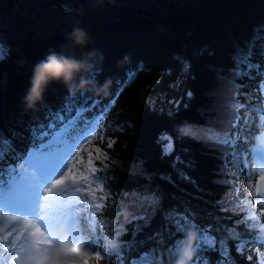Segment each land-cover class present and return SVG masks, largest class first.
I'll return each instance as SVG.
<instances>
[{
    "label": "trees",
    "instance_id": "1",
    "mask_svg": "<svg viewBox=\"0 0 264 264\" xmlns=\"http://www.w3.org/2000/svg\"><path fill=\"white\" fill-rule=\"evenodd\" d=\"M21 1L0 0V23ZM51 1H84V8L59 32L7 48L0 58V188L4 191L18 176L30 152L65 145L90 131L95 148L86 163L103 207L89 209L93 233L84 237L86 251L75 250L74 256L88 264H136L142 259L144 264H174L177 242L187 234L178 228L175 215L165 218L175 212L217 242L212 247L195 242L200 247L191 264H264V226L254 216L256 202L240 205L234 199L237 186L225 162L233 148L217 138L206 143L180 133L187 124L211 127L220 135L233 132L242 95L264 113V0ZM74 29L84 34L83 43L71 38ZM51 53L87 62L90 68L74 79L89 83L71 93L62 81L53 80L42 102L28 108L24 97L35 66ZM218 95H224L227 108L233 104L225 117ZM69 97L73 109L62 121L46 126L44 135L33 131L38 123L48 125V110L60 111ZM164 134L172 141L167 155L157 142ZM177 157L181 162L176 163ZM237 174L245 178L242 166ZM255 176L264 180V171ZM119 194L134 196L133 201L153 195L155 205L133 203L122 210L112 204ZM229 230L239 239L229 238ZM93 236L107 244L98 262L90 247ZM221 241L226 242L227 259Z\"/></svg>",
    "mask_w": 264,
    "mask_h": 264
},
{
    "label": "rangeland",
    "instance_id": "2",
    "mask_svg": "<svg viewBox=\"0 0 264 264\" xmlns=\"http://www.w3.org/2000/svg\"><path fill=\"white\" fill-rule=\"evenodd\" d=\"M22 1L26 5L19 7V12L16 10L14 15L7 13L0 23V27H2L0 36L3 37L7 31L10 37L8 43L11 48L21 45V40L24 37L26 41L30 38L59 32L84 8V1H80L76 5H68L64 2L53 3L51 0ZM74 8L76 9L72 12ZM6 24L7 27H5ZM14 38L15 41L12 42ZM6 49L7 46L3 43L2 38L0 58ZM224 98V95L216 97L218 106L223 105L219 110L221 117H225L228 112L233 111L232 102H230L231 107L229 108L226 107V102L222 104ZM241 103L242 107L236 109L237 119L233 125L234 130L228 132L227 135L215 134L209 131L211 127L208 129L193 124L184 125L180 129V133L187 137L200 138L206 143L208 140L217 138L216 141H221L233 148L226 155L225 162L229 166L233 183L237 186L234 199L240 205L256 202L253 207L254 216L263 222L264 226V180L255 179L257 177L255 174L264 170V114L256 109L251 103V99L246 95L240 97ZM243 108L245 109L241 111ZM250 110L255 113H250ZM90 135V131H87L60 149L54 146L30 154L18 167V176L13 177L9 188L2 193L0 200V264H84L86 259H78L74 256L73 251L83 249L86 251L88 246L84 245V237L93 233L91 230L92 215L89 209L95 207L96 204H102L100 197L92 196L88 192L82 194L76 191L77 187L86 188L89 184L92 190H96L93 185L94 180L89 177V167L86 163L87 153L95 148L89 139ZM59 136L60 132H57L52 139L54 144L59 142ZM252 150H255L258 156H254L251 153ZM73 158H76L75 164L72 163ZM241 166L246 174L244 179L239 178L237 174L241 171ZM69 170L77 176H80L83 171V174L88 176V183L85 184L83 180H80L73 184L69 180L64 185L54 188L53 192L49 194L46 189L52 187L56 179L67 175ZM37 190H42L44 193L42 201L46 213L44 219H38L33 215L28 217L26 213L13 206L15 201ZM153 197V195H142L133 201L134 196L119 194L112 199V204H119L122 210L128 204L131 206L133 203L154 206L156 198L153 199ZM175 219L179 229L185 230V232L193 230L197 233L196 245L209 246L205 243V239L211 238V236L206 230L196 228L188 218L187 222L183 219L178 221L176 217ZM29 220L34 221L35 226L44 231L48 239L53 240V245L50 248L47 245L40 246L39 250L34 247L35 238L31 233L35 231V228L26 222ZM233 231L229 230L228 235ZM9 232L12 233L11 236L8 235ZM6 236L7 240L4 239ZM17 237L19 239H16ZM252 237L257 238V233L252 232ZM92 240L94 241L90 247L94 250L98 248L101 256H105L107 244L95 236ZM13 241H15V251L10 247ZM181 241L177 243L180 244ZM198 247L200 246L195 248ZM12 255H18L19 260L4 259L5 256ZM145 261L146 259H142L138 263L144 264Z\"/></svg>",
    "mask_w": 264,
    "mask_h": 264
},
{
    "label": "snow or ice",
    "instance_id": "3",
    "mask_svg": "<svg viewBox=\"0 0 264 264\" xmlns=\"http://www.w3.org/2000/svg\"><path fill=\"white\" fill-rule=\"evenodd\" d=\"M250 55V53H249ZM245 63H247V57L244 58ZM249 68L252 67H258V66H253L251 64H248ZM189 97H191V93L188 94ZM73 104L74 101L71 97L67 98L65 101L64 106L62 107V109L58 112H53L51 110H48V112L46 113L45 119L48 121V125H44L43 122L38 123L37 125L33 126V131L36 132L38 135H44V128L46 126H51L52 124H54L57 121H62L63 120V114L64 113H69L71 112V110L73 109ZM78 114H79V110ZM162 148V152L163 154L167 155L169 154V145L171 144V137L167 136V134H164L161 136V138L157 141ZM4 144V149L7 151L8 147H9V142L7 140H5L3 142ZM108 147H112V144L110 143L108 145ZM99 151V150H97ZM98 158V157H97ZM181 162L179 157H177L176 163ZM89 165L93 164L92 160L88 161ZM96 172V168L95 166L92 167V173L94 174ZM162 178H167L170 180V177H162ZM182 178L184 179H188L187 176H184L182 174ZM72 181L73 184H76L78 181L83 180L85 182V184L88 183V176L83 174V171L81 173L80 176H77L74 172H72L71 170H69V173L67 175H62L61 178L56 179L55 183L53 184L52 187L47 188V192L49 194H51L53 192L54 188L60 187L62 185H64L66 183V181ZM76 191L80 192V193H85L88 192L90 193L92 196H95V191L92 190L91 185L89 184L88 187L83 188V187H77ZM44 199V193L42 190H37L34 193H30L26 196H24L21 199H18L17 201H15L14 205L19 211L26 213V214H30L33 216H36L38 219H44L45 218V211H44V206H43V201ZM153 199H155V197H153ZM96 208H101L103 207L101 204H96L95 205ZM173 215L176 216L177 220L179 221L180 219L185 220V222H187V218L186 217H182L179 213H171L165 214V218L169 219L171 218ZM143 217H137V219H142ZM28 224L32 225L33 228H35V231L31 233L32 237L35 238L34 240V247L39 250L40 246L42 245H47L49 248L53 245V240L48 239V237L45 235V232L42 231L39 227L35 226L34 221H26ZM9 236L12 235L11 232L8 233ZM7 236L4 237L5 240H7ZM229 238H234V239H239V236L237 233L230 232ZM16 239H19V237H17ZM205 243H207L210 247L214 246L217 242L214 238H206L205 239ZM221 254L222 256H224L226 259L228 257V251H227V247H226V242L225 241H221ZM11 249L13 251H15V241H13V243L10 245ZM23 251V249H21ZM7 251V249H6ZM95 258L97 260V262L102 258L101 254H100V250L97 248L95 250ZM5 260L7 259H12V260H19V256L18 255H12V256H5L4 257ZM249 260L252 259L251 256L248 257ZM84 264H88V260L84 261ZM219 264H225V261H221L219 262Z\"/></svg>",
    "mask_w": 264,
    "mask_h": 264
},
{
    "label": "clouds",
    "instance_id": "4",
    "mask_svg": "<svg viewBox=\"0 0 264 264\" xmlns=\"http://www.w3.org/2000/svg\"><path fill=\"white\" fill-rule=\"evenodd\" d=\"M71 38L76 44L84 42V34L79 29H74ZM87 62L68 59L55 53L49 54L46 59L40 61L34 69L31 86L24 97L26 107L34 108L35 105L43 100V93L47 85L53 81H62L71 93L86 88L89 81L81 79L76 82L74 77L82 69H88ZM197 233L193 230L187 232L181 241L174 264H191L195 255L194 243Z\"/></svg>",
    "mask_w": 264,
    "mask_h": 264
},
{
    "label": "water",
    "instance_id": "5",
    "mask_svg": "<svg viewBox=\"0 0 264 264\" xmlns=\"http://www.w3.org/2000/svg\"><path fill=\"white\" fill-rule=\"evenodd\" d=\"M23 5H26V4H24V2L23 1H21V2H19V3H17L16 5H13L5 14H4V16L7 14V13H10V14H12V15H14V13H15V11L16 10H18V8L19 7H21V6H23ZM75 9L76 8H74V10H72V12H74L75 11ZM3 16V17H4ZM3 19H1V21H2ZM5 27H7V24H6V26ZM2 29V27H0V30ZM3 43L7 46V48H11L10 46H9V43H8V41L10 40V37H9V35L7 34V31L4 33V35H3ZM15 41V38L12 40V42H14ZM25 42V37L24 38H22V40H21V43H24Z\"/></svg>",
    "mask_w": 264,
    "mask_h": 264
},
{
    "label": "bare ground",
    "instance_id": "6",
    "mask_svg": "<svg viewBox=\"0 0 264 264\" xmlns=\"http://www.w3.org/2000/svg\"><path fill=\"white\" fill-rule=\"evenodd\" d=\"M71 143V142H70ZM254 156H258V153L255 150H252L251 152ZM30 154H33L32 152H30ZM261 156V155H260ZM27 215V214H26Z\"/></svg>",
    "mask_w": 264,
    "mask_h": 264
},
{
    "label": "flooded vegetation",
    "instance_id": "7",
    "mask_svg": "<svg viewBox=\"0 0 264 264\" xmlns=\"http://www.w3.org/2000/svg\"><path fill=\"white\" fill-rule=\"evenodd\" d=\"M17 12H19V10Z\"/></svg>",
    "mask_w": 264,
    "mask_h": 264
}]
</instances>
